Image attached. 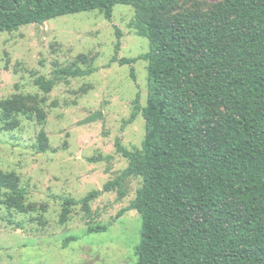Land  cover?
I'll use <instances>...</instances> for the list:
<instances>
[{
    "label": "trees",
    "instance_id": "trees-1",
    "mask_svg": "<svg viewBox=\"0 0 264 264\" xmlns=\"http://www.w3.org/2000/svg\"><path fill=\"white\" fill-rule=\"evenodd\" d=\"M173 1L0 0V32L91 10L111 21L115 4L132 6V28L148 40V51L111 60L147 61L146 103L142 106L136 94L123 122L140 114L144 138L135 151L117 139L116 151L127 166L78 202L140 177L135 197L115 215L135 210L141 217L135 264H264V0H222L205 20L165 23L158 14ZM115 34L117 53V27ZM92 71L59 68L54 74ZM130 73L134 78L132 68ZM41 80L36 82L47 91L52 82ZM210 104L222 106L223 114L212 140L201 146L199 133L212 119ZM4 183L0 179V186ZM105 230V225L87 227L88 233Z\"/></svg>",
    "mask_w": 264,
    "mask_h": 264
},
{
    "label": "rangeland",
    "instance_id": "rangeland-1",
    "mask_svg": "<svg viewBox=\"0 0 264 264\" xmlns=\"http://www.w3.org/2000/svg\"><path fill=\"white\" fill-rule=\"evenodd\" d=\"M221 1L174 0L158 16L165 23L182 17L200 22ZM133 18L132 6L117 3L111 21L91 10L0 32V179L6 182L0 186V264L137 262L141 217L135 210L115 215L135 197L141 178L128 177L91 201L78 202L127 166L116 151L117 139L135 151L144 138L140 114L123 122L136 94L142 106L146 103L147 61L111 60L148 51V40L132 28ZM59 68L93 71L57 76ZM39 77L52 82L47 91L36 82ZM208 109L212 119L199 133L201 146L212 140L223 114L219 104ZM12 186L22 191L20 197ZM96 225L106 230L88 233L87 227ZM70 237L75 239L64 247Z\"/></svg>",
    "mask_w": 264,
    "mask_h": 264
}]
</instances>
